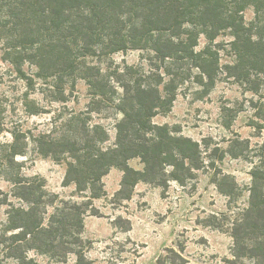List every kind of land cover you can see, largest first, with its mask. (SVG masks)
<instances>
[{
	"label": "trees",
	"instance_id": "1",
	"mask_svg": "<svg viewBox=\"0 0 264 264\" xmlns=\"http://www.w3.org/2000/svg\"><path fill=\"white\" fill-rule=\"evenodd\" d=\"M250 8L254 17L247 20ZM225 32L231 36L227 43L233 60L224 72L247 88L259 86L264 77V0H0L5 58L28 88L38 86L45 96L64 102L83 79L91 95L89 115L72 114L61 130L29 137L40 154L66 160L63 184H75L76 192L84 194L81 201L50 191L44 177L22 173L17 156L27 153L26 133L12 131L13 140L0 148L1 169L12 183L11 191L0 188V206H7L0 264H39L31 251L61 262L74 255V264H97L87 255L85 217L100 215L94 199L106 194L103 178L111 168L123 170L120 192L131 198L140 181L165 190L171 181L186 185L199 170L215 164L218 146L205 156L207 145L153 118L172 110L182 84H197L201 96L210 92L222 69V45L216 39ZM201 35L208 43L198 48ZM129 49L144 51L147 69L127 64L103 70L87 62L90 55ZM29 93L26 105L37 113L39 104ZM249 103L255 115H264V100L251 97ZM106 104L115 113L113 141L108 127L90 115ZM4 110L0 103V128ZM257 120L256 128L263 129L264 119ZM241 143L246 149L234 154L251 160V184L247 203L232 223L234 243L264 260V143L252 148L249 140ZM136 158L142 168L130 163ZM218 182L230 200L237 196L234 176L223 174Z\"/></svg>",
	"mask_w": 264,
	"mask_h": 264
},
{
	"label": "rangeland",
	"instance_id": "2",
	"mask_svg": "<svg viewBox=\"0 0 264 264\" xmlns=\"http://www.w3.org/2000/svg\"><path fill=\"white\" fill-rule=\"evenodd\" d=\"M247 20L254 17L252 8L246 11ZM229 32L221 34L216 41L222 48L221 70L215 86L209 93H197L199 86L187 82L182 84L172 110L165 115H156L157 123H169L180 134L190 136L207 145L205 156L215 147L220 148L214 156L215 164L198 171L197 176L181 185L171 181L167 189L151 182L140 181L134 187L131 198L121 193L123 170L111 168L103 178L106 194L94 199L100 215L85 217L84 237L90 240L89 258L97 264H262L264 260L248 256L246 249L234 243L233 222L236 213L247 203L251 184V160L244 155L235 156L250 141V148L264 143V128H256L259 117L250 106L251 97L264 100V77L259 86L247 88L229 78L224 65L233 60L228 41ZM208 39L201 35L198 48H203ZM5 45L0 40V103L4 107L3 126L0 128V148L13 140L12 131L27 134L30 144L27 153L18 155L22 173L39 175L46 179V187L62 197L81 201L84 194L76 192V185L65 186L63 180L67 162H58L50 156L40 154L29 140L32 134L52 129L61 130V123L72 114L86 113L91 99L85 80L80 79L76 88L69 92L67 101L60 102L45 96L38 89L28 88L27 83L5 58ZM144 51L129 49L110 54L90 55L87 62L102 69L125 65H144ZM32 72L31 65H26ZM68 87L71 84L67 85ZM117 86V91H120ZM70 89V88H68ZM251 89V90H249ZM253 89V90H252ZM69 91V90H68ZM35 99L40 110L31 113L26 105V93ZM255 93V94H254ZM106 104L95 112L94 120L103 122L115 139L114 110ZM206 143V144H205ZM246 149V148H245ZM2 154H0V165ZM206 163L209 159L206 158ZM130 163L136 168L143 164L138 158ZM234 176L238 192L230 200L219 188L218 177ZM228 184V183H227ZM230 189V185H224ZM0 188L11 191L12 183L0 166ZM7 218V206H0V227ZM39 264H74L71 255L66 262L30 252ZM175 262V263H174ZM4 264H14L7 260Z\"/></svg>",
	"mask_w": 264,
	"mask_h": 264
}]
</instances>
